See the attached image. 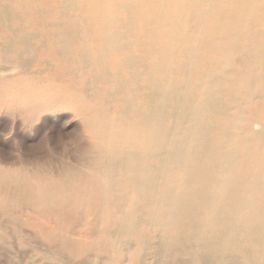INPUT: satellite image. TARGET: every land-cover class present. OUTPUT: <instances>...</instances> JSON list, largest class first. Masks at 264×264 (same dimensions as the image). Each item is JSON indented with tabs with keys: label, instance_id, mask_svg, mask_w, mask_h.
<instances>
[{
	"label": "bare ground",
	"instance_id": "bare-ground-1",
	"mask_svg": "<svg viewBox=\"0 0 264 264\" xmlns=\"http://www.w3.org/2000/svg\"><path fill=\"white\" fill-rule=\"evenodd\" d=\"M58 108L78 165L2 159L0 249L264 264V0H0V112Z\"/></svg>",
	"mask_w": 264,
	"mask_h": 264
},
{
	"label": "rangeland",
	"instance_id": "rangeland-1",
	"mask_svg": "<svg viewBox=\"0 0 264 264\" xmlns=\"http://www.w3.org/2000/svg\"><path fill=\"white\" fill-rule=\"evenodd\" d=\"M39 60H42L41 56ZM38 68V66H31L29 69L35 72L38 71ZM81 125L80 117L65 108L47 110L34 123H12L0 112V162L5 158L12 161L23 158L50 157L57 162L62 160L77 167L76 156L78 153L76 152L78 150V139H80L78 132ZM263 128V125L259 126L260 130ZM82 227L85 228V226ZM76 228L80 230L81 226ZM96 231L99 230L96 229ZM10 236L8 243L5 244L6 246L0 249V264H108L103 255L93 256L91 253H85L80 258H72L71 254L68 255V253L58 255L56 248L49 246L30 229H24L16 233L10 230ZM78 237L80 240L81 238L85 239L87 236L83 235L81 238L77 236V239ZM131 254V252H127L121 264H173V261L167 259V257L162 259L155 250L151 252L144 250L137 259L133 258L134 256ZM19 255L21 258H19ZM183 259L188 260L189 258L182 257ZM161 261L162 263H160Z\"/></svg>",
	"mask_w": 264,
	"mask_h": 264
}]
</instances>
